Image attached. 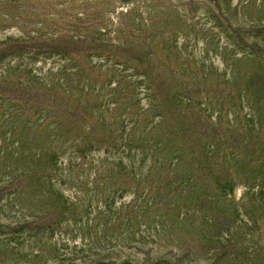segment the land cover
<instances>
[{"label": "rangeland", "instance_id": "rangeland-1", "mask_svg": "<svg viewBox=\"0 0 264 264\" xmlns=\"http://www.w3.org/2000/svg\"><path fill=\"white\" fill-rule=\"evenodd\" d=\"M0 264H264V0H0Z\"/></svg>", "mask_w": 264, "mask_h": 264}]
</instances>
